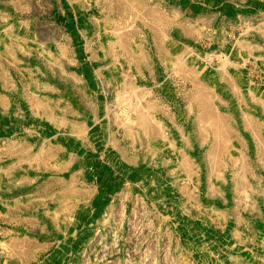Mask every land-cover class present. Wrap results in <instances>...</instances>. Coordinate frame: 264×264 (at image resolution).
Returning <instances> with one entry per match:
<instances>
[{"label": "rangeland", "instance_id": "1", "mask_svg": "<svg viewBox=\"0 0 264 264\" xmlns=\"http://www.w3.org/2000/svg\"><path fill=\"white\" fill-rule=\"evenodd\" d=\"M205 92L217 114L213 141L230 131L234 142L214 145L212 156L190 137L198 119L167 121L173 100L184 117L188 99ZM20 131H69L74 146L85 136L86 150L117 175L69 231L63 184L38 180L25 206L52 226L46 264H264V6L0 0V169L18 161L3 140ZM172 131L180 154L163 147ZM7 188L0 184V212L19 205L3 201L20 192ZM66 231L70 245L57 247Z\"/></svg>", "mask_w": 264, "mask_h": 264}, {"label": "crops", "instance_id": "2", "mask_svg": "<svg viewBox=\"0 0 264 264\" xmlns=\"http://www.w3.org/2000/svg\"><path fill=\"white\" fill-rule=\"evenodd\" d=\"M241 3L246 7L248 5H254V8H260L261 5L264 6V0H241ZM173 18L174 24H177L179 19ZM93 83L94 78H89L87 84L92 86ZM158 87H161V91L165 88L163 84L161 86L158 85ZM192 87L196 89L197 86L192 85ZM161 102L163 105L165 104V102ZM176 102L174 100L171 102L173 103L172 108L175 110H172V118L167 119V121L171 122L172 125L178 126L179 120L183 119V122H191L194 125L198 119L200 122L199 130L195 129L191 132L190 129L189 131L190 137L197 138L198 136L201 137L200 129L203 128L204 130L202 136H205V142L201 145L200 137H198L200 143L197 145L198 150L201 151L204 146L202 152L212 156L214 145L218 144L221 148L224 146L227 148L228 146L229 149L231 144L234 145L230 131L221 132L220 137H215L216 140L215 142L213 141L212 128L216 125L217 114L208 93L205 92V94L198 95V98L196 94L192 95L188 99L189 111L184 117L179 112L180 107ZM147 103H145L146 106ZM156 103L160 104L159 97ZM191 103H194L197 107L194 111L191 110ZM167 107L171 106L168 105ZM158 122L162 123L164 120H158ZM65 133L68 136L65 134L66 136L63 138H60L58 134H51L43 137L39 135L32 139L33 134L20 131L5 137V140H3V147L6 153H12L18 158V161L6 164L0 169L2 171L0 173V184L5 189V194L8 193L7 187L9 186L19 188L20 192L3 198L4 202H14L19 205L14 206L13 211L0 212V264H46V259L50 255V257L54 256L53 251L55 250L53 247L46 252L42 245H46V242L52 245V226L47 227V219L44 216H40L43 219V223L38 224V216L29 213L25 206L27 202L33 200L34 188L37 186L38 180L47 183L49 180L56 178L59 183L63 184L66 191L65 201L68 206H71L68 207L67 214L63 216L68 219L67 231L73 225L80 227V224L76 222L74 224L72 219L83 221L84 204L88 200L93 201L95 198H100L94 192L101 184H107L103 187L107 188L117 182L113 164L108 161H101L100 157L96 158L95 149L86 150L87 145L84 144L85 136L78 137L79 143L74 146L68 143L71 133L69 131ZM171 135L173 138L172 143L168 142L163 147L167 146L172 153L180 154V139L175 138L174 131H172ZM163 138H167L166 132ZM94 144L90 143V145ZM109 146L110 150H113L114 156L117 157L119 151L115 148V142H109ZM121 159L122 156H120L119 160ZM125 159L124 161L127 160ZM231 159L238 161L239 157L231 156ZM247 169L248 167L246 166L245 177L247 176ZM16 173H19V175L17 176ZM245 181L248 186V180L246 179ZM11 182L12 184H10ZM67 231L66 235H64L66 237H64L62 242L60 240L57 241V247L61 243L70 245L73 237L72 233L77 232L76 229L71 234L67 233ZM36 236L40 237V240Z\"/></svg>", "mask_w": 264, "mask_h": 264}]
</instances>
